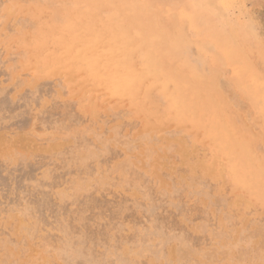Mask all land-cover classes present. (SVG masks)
<instances>
[{"label": "rangeland", "instance_id": "obj_1", "mask_svg": "<svg viewBox=\"0 0 264 264\" xmlns=\"http://www.w3.org/2000/svg\"><path fill=\"white\" fill-rule=\"evenodd\" d=\"M0 264H264V0H0Z\"/></svg>", "mask_w": 264, "mask_h": 264}, {"label": "bare ground", "instance_id": "obj_2", "mask_svg": "<svg viewBox=\"0 0 264 264\" xmlns=\"http://www.w3.org/2000/svg\"><path fill=\"white\" fill-rule=\"evenodd\" d=\"M120 1V0H119ZM136 2V1H135ZM121 4V3H120ZM137 4V3H136ZM194 4V3H193ZM224 5V4H223ZM127 6V5H126ZM125 9H126V7H125ZM124 9V10H125ZM225 9V8H224ZM216 10V9H215ZM128 13V12H127ZM211 14V13H210ZM129 19H130V17H129ZM131 20H132V18H131ZM154 24H156V23H154ZM153 24V25H154ZM157 25V24H156ZM155 26V25H154ZM151 31V30H150ZM170 31V30H169ZM144 32H145V30H144ZM214 33V32H213ZM217 34V33H216ZM225 34V33H224ZM138 35V34H137ZM148 35V34H147ZM169 35V34H168ZM171 35V34H170ZM212 35H214V34H212ZM223 35V34H222ZM141 36V35H140ZM172 36V35H171ZM147 37V36H146ZM165 37V36H164ZM217 38V37H216ZM232 38V37H231ZM234 38V37H233ZM181 39V38H180ZM184 39V38H183ZM165 40H166V38H165ZM221 40V39H220ZM226 40H228V39H226ZM149 41H151V40H149ZM182 42V41H181ZM229 42V41H228ZM234 42H235V40H234ZM236 45V44H235ZM186 46V45H185ZM232 46V45H231ZM239 47V46H238ZM224 48V47H223ZM222 49V48H221ZM239 49V48H238ZM190 50H191V48H190ZM249 51V50H248ZM243 52V51H242ZM225 54V53H224ZM225 56V55H224ZM226 59V58H225ZM241 59V58H240ZM239 59V60H240ZM242 61H244V60H242ZM243 65V64H242ZM199 66V65H198ZM240 77H242V75L240 76ZM245 78V77H244ZM247 80V79H246ZM206 82V81H205ZM200 83H202V82H200ZM242 83V82H241ZM241 86V85H240ZM203 89V88H202ZM203 93V92H202ZM230 93V92H229ZM193 98V97H192ZM195 99V98H194ZM251 156V155H250Z\"/></svg>", "mask_w": 264, "mask_h": 264}]
</instances>
